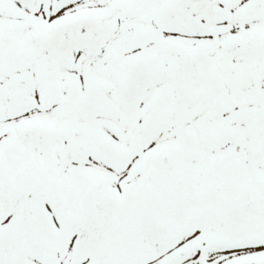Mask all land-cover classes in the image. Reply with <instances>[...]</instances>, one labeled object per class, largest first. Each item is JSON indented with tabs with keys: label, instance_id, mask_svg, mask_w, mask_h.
Masks as SVG:
<instances>
[{
	"label": "snow or ice",
	"instance_id": "1",
	"mask_svg": "<svg viewBox=\"0 0 264 264\" xmlns=\"http://www.w3.org/2000/svg\"><path fill=\"white\" fill-rule=\"evenodd\" d=\"M0 264H264V0H0Z\"/></svg>",
	"mask_w": 264,
	"mask_h": 264
}]
</instances>
